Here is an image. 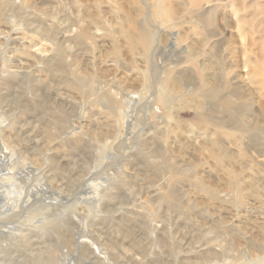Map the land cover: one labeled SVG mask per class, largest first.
I'll return each instance as SVG.
<instances>
[{"label": "rangeland", "instance_id": "1", "mask_svg": "<svg viewBox=\"0 0 264 264\" xmlns=\"http://www.w3.org/2000/svg\"><path fill=\"white\" fill-rule=\"evenodd\" d=\"M0 123V264H264V0H0Z\"/></svg>", "mask_w": 264, "mask_h": 264}, {"label": "bare ground", "instance_id": "2", "mask_svg": "<svg viewBox=\"0 0 264 264\" xmlns=\"http://www.w3.org/2000/svg\"><path fill=\"white\" fill-rule=\"evenodd\" d=\"M172 46L174 45V42H172V44H171ZM35 56L37 57V58H39V56L37 55V53L35 54ZM129 118H131V116H129L128 114H126V117L124 118L125 119V123H128V122H130L131 120L129 119ZM5 125H3V123H0V135H1V130H2V128L4 127ZM74 126H76V125H74ZM76 129V128H75ZM3 143L1 142V140H0V170H1V167H3V165H6L7 166V163H6V156L7 155H5L4 154V151H3ZM4 154V155H3ZM15 156V158L17 157V155H16V153L14 152V151H12V154H10V159L9 160H13V157ZM11 160V161H12ZM14 161V160H13ZM16 165V166H15ZM15 165L13 164H11L10 165V170H11V174L12 175H10V179L11 180H21V179H24L25 177V175H27L28 176V178H26V179H29V174H30V172L32 171H35V172H38V173H40V174H42V175H44V171H43V169L42 168H39V167H35V166H33V164L32 163H30V162H25V163H22V164H18V162L17 161H15ZM15 170V171H14ZM27 172H29V173H27ZM1 173V172H0ZM10 174V173H9ZM26 176V177H27ZM18 182V181H17ZM20 182V181H19ZM27 185V184H26ZM15 186V185H14ZM88 186V188H90L92 191H93V193H95V195H97L98 194V192H99V187L101 186V185H98L97 187H92L90 184H88L87 185ZM24 187V186H23ZM51 187V186H50ZM50 187L49 186H47V185H37V186H34L33 188L31 187L30 188V197L32 196L33 197V199H34V194L35 193H41V194H47V193H49V190H50ZM9 188H11V187H9ZM14 188V187H13ZM87 188V187H86ZM2 189V188H1ZM23 189V188H22ZM21 189V190H22ZM49 189V190H48ZM3 190V189H2ZM11 190V189H10ZM13 190H15V189H13ZM12 191V190H11ZM17 191V190H16ZM15 191V192H16ZM25 191V190H24ZM22 192H23V190L22 191H19V192H16V193H18L17 195H16V199L15 200H13V203L12 204H8V203H3V205H0V213H2V212H4V214L5 213H14V212H19V210L18 209H22L23 207H25V206H27L28 204H29V202H30V199L29 198H27V196L29 195H26V200H22V198H25V196L23 197V195H24V193L25 192H23V195H22ZM59 192V191H58ZM11 193V192H10ZM4 194V193H3ZM9 195H11V196H13V192H12V194H9ZM92 195V194H91ZM9 197V196H8ZM13 197H15V196H13ZM44 197V196H43ZM2 198V197H1ZM51 198V197H50ZM58 198H60V199H65V200H69V198L67 197V196H65L64 194H62V193H59V195H58ZM75 198V197H74ZM96 198V197H95ZM44 199V198H43ZM47 199V198H46ZM45 199V200H46ZM79 199V198H78ZM10 200V199H9ZM32 200V199H31ZM55 200H57V199H55ZM71 200H73V199H71ZM77 200V199H76ZM84 200V199H83ZM7 201V200H6ZM98 204V203H97ZM98 207V206H97ZM88 213V212H87ZM77 217V216H76ZM83 223V222H82ZM112 225V224H111ZM87 227V226H86ZM82 228V227H81ZM7 229V228H6ZM85 228H83L82 230H81V232L79 233L78 232V234H76V237H74V239H73V245L74 246H76V247H83V248H85L86 250H87V254H88V259H94L95 260V263H98V264H107V262H108V260H109V255H110V251L104 246V243H103V241H102V238H101V236L100 235H97V234H95L94 232H92V231H88V232H86L85 233V231H83ZM11 230V229H10ZM14 230V229H13ZM9 231V230H8ZM99 231V230H98ZM116 250H118L119 251V249L116 247ZM111 255H114V253L112 254L111 253ZM110 255V256H111ZM126 256V255H125ZM131 256V255H130ZM133 256H131V258H132ZM128 258H129V255H128ZM136 259V258H135ZM139 260V259H138ZM135 261V260H134ZM137 262H139V261H137ZM136 262V263H137ZM135 263V264H136ZM144 263V262H143ZM262 264H263V262H262Z\"/></svg>", "mask_w": 264, "mask_h": 264}]
</instances>
